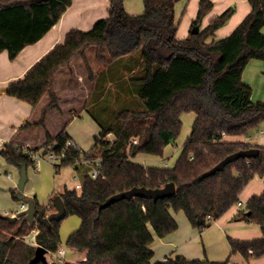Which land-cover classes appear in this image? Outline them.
Returning a JSON list of instances; mask_svg holds the SVG:
<instances>
[{
  "label": "trees",
  "instance_id": "16d2710c",
  "mask_svg": "<svg viewBox=\"0 0 264 264\" xmlns=\"http://www.w3.org/2000/svg\"><path fill=\"white\" fill-rule=\"evenodd\" d=\"M178 1L143 0V12L131 14L124 0H110L108 16L90 29L68 31L63 42L7 85L9 95L32 106L49 95L40 120L27 121L21 128L45 127L47 112L59 108L56 73L82 56L92 77L86 50L95 46L97 57L105 62V69L96 74L97 82H115L118 96L123 94L124 99L112 110L106 101L99 109H86L100 131L83 155L76 147L66 146L72 138L65 129L56 136L46 130V140L40 146H52L56 152L66 149L67 157L56 166L72 164L81 172V189L65 186L59 196L65 203V218L81 217L80 227L69 235L67 244L84 251L85 259L60 262L56 257L31 262L38 246L51 253L58 251L64 219L44 220L43 215L56 210V197L42 205L34 196L33 223L22 214L13 220L16 216L0 211V264H220L182 255L153 262L151 245L155 236L163 238L178 229L176 212L183 211L194 227L204 229L239 202L253 177H264V144L227 138L248 133L264 122V100H253V87L243 79L251 59L264 60V0H248L250 12L222 38H215V32L228 23L235 5L201 28L214 2L200 0L189 35L179 38ZM72 2L0 0V53L7 50L15 59L27 45L39 41ZM195 26H199L197 33L192 31ZM185 112H194L196 117L173 166L134 160L140 153L162 156L179 136ZM252 147L259 149L256 156L241 157L214 170L226 156ZM0 154L19 168L35 163L26 147L15 140L3 144ZM82 157L101 158L98 177L93 178L88 167L77 163ZM169 182L176 185V192L169 197L136 196L105 205L115 193L133 187L159 188ZM236 217L258 223L262 235L250 240L228 236L231 254L241 253L248 260L264 256V191L252 195ZM33 229L38 232L35 241L29 242L26 237Z\"/></svg>",
  "mask_w": 264,
  "mask_h": 264
},
{
  "label": "crops",
  "instance_id": "0c3cea01",
  "mask_svg": "<svg viewBox=\"0 0 264 264\" xmlns=\"http://www.w3.org/2000/svg\"><path fill=\"white\" fill-rule=\"evenodd\" d=\"M199 1L200 0H179L177 2L176 16L180 22L177 37L184 38L189 35L191 23L198 12ZM212 1L214 2V6L203 19L201 28L205 27L212 17L220 14L227 7L231 5L236 6V11L229 19L228 23L216 30L214 35L215 38H222L229 35L251 10V5L248 0ZM124 4L125 9L131 14H140L144 10L143 0H124ZM109 6L110 0H73L60 20L39 41L27 45L15 59L10 58L7 50H3L0 53V147L10 140H15L25 147L29 148V145H31L33 146L32 148H37L36 146H40L45 142L46 130H48L52 136H56L64 129L81 147L85 139L75 131H70L68 129V125L65 124V116L62 112L64 108L61 103L60 108L52 109L47 112L45 127L42 125H32L21 128L27 121H39L43 107L49 102L42 104L44 97L37 106H32L22 99L9 95L6 91V87L10 82L23 77L37 61L57 44L63 42L68 31L72 29H90L97 20L108 16ZM211 39L212 37L209 38V40ZM251 61L253 60L251 59L248 63ZM254 63L258 65L257 62ZM62 69L63 68L56 73L54 82H60L62 75L67 73H61ZM62 81L67 82V78H64ZM262 99L264 100V97H262ZM86 115L94 120L87 110L81 111L78 116L74 117H84ZM89 118L84 120L86 125L89 122L91 123ZM262 125L256 127L258 129L257 132H254V128L248 133L227 136V138L244 140L252 144H264V126L262 127ZM96 135H94V138ZM137 156L134 157V160H136ZM170 156H172V154ZM170 156L168 158H170ZM167 159L165 165L162 166H173L175 164L169 163ZM143 164L156 165L146 162ZM13 170L17 175H14ZM0 177H3V181L0 182V191L4 194L7 192L6 187L8 186L11 188V186H15L17 183L19 184L21 177V168L9 163L1 154ZM15 190L18 192V186ZM62 191H59V194ZM263 191L264 177L256 175L243 189L240 200L247 203L252 195L260 194ZM239 209L237 204L234 205L223 216L212 220L211 224L204 229L194 227L185 213L176 212L175 217L178 220L179 227L175 232L166 237L162 238L155 236V240L151 245L154 250V256L157 251L160 250L162 254V257H160L161 259L182 255L188 259L208 258L220 264H264V256L248 260L241 253L231 254L228 236L241 240H250L262 235L261 227L256 228L248 226L249 222L254 221L236 217ZM35 237L36 235H33L30 240L34 241ZM80 253L81 257L78 260L85 258V252L80 251Z\"/></svg>",
  "mask_w": 264,
  "mask_h": 264
},
{
  "label": "rangeland",
  "instance_id": "374dc122",
  "mask_svg": "<svg viewBox=\"0 0 264 264\" xmlns=\"http://www.w3.org/2000/svg\"><path fill=\"white\" fill-rule=\"evenodd\" d=\"M96 51L97 50L95 46H92L86 50L88 64L93 71L92 77L90 76L86 66L87 64L83 57L77 56L73 59L69 66L63 67L61 71V73L67 72L68 74L64 73L60 82H54V90L59 97V108L60 103L64 108L62 112L65 116V124L68 125V129L70 131H75L85 139L83 144H81V147L85 150L90 149L94 144V135L98 134L99 125L96 123V121L87 117V115L84 117L74 116H78L81 111L86 110L88 107L99 109L101 104L105 103L104 101H106L108 104V108L112 110L113 108L120 107V101L124 99V97H122L123 94H121V97L118 96V86L115 84V82H97L98 76H96V74L99 73L100 70L105 69V62L97 57ZM107 58L109 57L107 56ZM133 60L134 59H132V64L135 63ZM252 60L253 61L248 63L246 66L243 79L250 83L253 87V100H263L264 60ZM254 62H257L258 65ZM64 78H67V82L62 81ZM49 101L50 97L49 95H46L42 104H45ZM195 117L196 114L194 112H185L182 114L181 118L183 125L181 132L173 142L166 146L162 156L140 153L136 157V160L141 163H154L156 165L162 166L165 165L166 159L172 154V156H170V158L167 160L171 164L176 163V157H178L180 154L182 144L192 130V124ZM87 118L91 120V123L89 122L86 125L84 120ZM260 125H262V123ZM263 126L264 122L262 127ZM257 131L258 129L255 128L254 132ZM111 137H113V135H111ZM29 146L31 148L33 147L31 145ZM40 146L36 147L40 148ZM42 149L43 148H40L38 150ZM57 164H59V161L57 160L44 158L39 166H37L36 163L29 165L27 167V178L23 189L25 199H18L14 196L13 191H16L15 193L17 194V190L15 189L17 188L18 183L15 186H11V188L7 186L6 194L0 191V211L3 213L6 212L4 213L6 215L13 216V213L17 210L20 212L22 211L20 210V205L22 202H26L28 199L34 198V196L37 197V200L40 202V204L47 205L49 203L50 197H57L59 191H62L65 185L68 187H74L82 180V176L77 177V174L81 172L74 165L68 164L56 166ZM13 173L14 175H17L14 170ZM1 181H3V177H0V182ZM81 222V217L78 215L67 216L61 222L60 247H63L66 250L65 260L78 261V259L81 257L80 251L70 247L67 244L69 235L80 227ZM248 226L260 228V225L254 222H249ZM45 257L48 261H51L52 259L56 258V255H53L51 252H47ZM160 257H162V254L160 250H158L153 258V261L160 260Z\"/></svg>",
  "mask_w": 264,
  "mask_h": 264
},
{
  "label": "water",
  "instance_id": "95a60500",
  "mask_svg": "<svg viewBox=\"0 0 264 264\" xmlns=\"http://www.w3.org/2000/svg\"><path fill=\"white\" fill-rule=\"evenodd\" d=\"M194 33H197L199 31V26H195L192 30ZM259 153V149L257 147H252L250 149H243L236 151L228 156H226L223 160H221L214 170L220 169L227 165L228 163L235 161L238 158L241 157H248V156H256ZM27 167L26 165L21 166V177L20 182L18 184V192L17 197L19 199H24L25 195L23 194L24 185L27 178ZM176 192V185L174 182H169L163 187L159 188H147V187H133L129 190H125L122 192H118L113 194L108 198L105 205H108L112 202L124 199V198H133L136 196L151 198L154 200H157L159 198H165L173 195ZM28 203V208L24 210L21 214L24 215V219L29 221L30 223L34 222L35 215H36V206L35 201L31 198L26 201ZM54 205L56 210L52 212L48 217H43L44 220H46L48 223L51 220H61L65 218L67 211L65 208V203L61 196H57L54 199ZM18 217H13V220H16ZM48 252V250L43 246H38L36 250V255L31 261L32 263L37 262L39 260H46L45 254Z\"/></svg>",
  "mask_w": 264,
  "mask_h": 264
},
{
  "label": "built area",
  "instance_id": "2783aa9c",
  "mask_svg": "<svg viewBox=\"0 0 264 264\" xmlns=\"http://www.w3.org/2000/svg\"><path fill=\"white\" fill-rule=\"evenodd\" d=\"M66 146L67 147L68 146L76 147L79 150L81 155H83V153H84V150L73 139L68 140L66 143ZM26 150L32 156V158L34 159L37 166L40 165L41 161L44 160V158L50 159V160H57L60 162L62 159H65L67 157V150L66 149H64L61 152H56L52 149V146L43 147L42 150H36L34 148L26 147ZM77 163L82 165L83 167H88L89 168V174L93 178H96L101 174V166H102L101 158L87 159V158L82 157L80 160L77 161ZM81 176H82L81 173L77 174V177H81ZM74 187H76L77 189H81L82 181L77 183ZM237 205L239 206L240 209H242L247 205V203H244L241 200H239ZM27 208H28V203L22 202L20 205V210H22V211L20 212L17 210L16 212L13 213V216L20 217L21 213L24 210H26ZM49 215H50V212L43 215V217H48ZM37 232H38V229H33V231L26 237L27 241L34 242L35 240L32 241V240H30V238L33 235H36ZM52 254L56 255L57 259L60 262H63L65 259L66 250L63 247H59L58 251L56 253H52Z\"/></svg>",
  "mask_w": 264,
  "mask_h": 264
}]
</instances>
